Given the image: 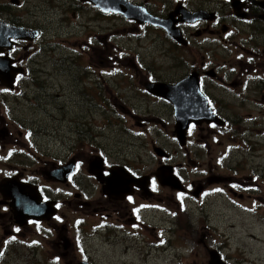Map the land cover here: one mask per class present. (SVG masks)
I'll return each mask as SVG.
<instances>
[{"label": "flooded vegetation", "instance_id": "af4514ba", "mask_svg": "<svg viewBox=\"0 0 264 264\" xmlns=\"http://www.w3.org/2000/svg\"><path fill=\"white\" fill-rule=\"evenodd\" d=\"M69 1L75 8L70 16L64 2L53 6L63 23L70 22V17L80 19L79 11L92 9L95 15L90 20L123 19L133 27L155 32L142 51L143 57L134 54L130 61L141 87L133 77L127 80L141 96L159 101L161 111L156 112L159 118L149 119L137 115L134 108H127L126 115L114 112L102 92L108 103L99 127L105 143L94 142L86 136L90 130L84 113L79 109L80 116L67 122L65 108L54 100L62 90L44 80L43 90L37 93L50 95L44 97L43 109L44 121H49L47 117L52 120L45 126L44 122L28 120L25 109L37 94L26 86L38 69L44 32L36 28L39 35L33 41H0V264L27 254L44 261L46 246L62 248V257L69 247L85 258V226L91 236L105 233L102 239L112 246L111 252L135 254L130 246L120 250V241L137 245L138 251L158 252L168 242L170 224L181 217L187 221L188 210L198 215L201 209L216 204L263 210L264 198L259 193L264 187V0H164L163 8L158 0H128L149 17L161 22L170 19L186 40L185 46L167 38L163 29L151 23L140 24L114 14L112 7L104 6V10L94 2ZM11 7L0 2V21L31 29L22 23V15L11 12ZM176 9L187 12L182 15ZM80 32L73 31L71 38L60 40L59 47L79 56L82 50L88 54L92 49L91 55L96 50L108 54L107 40L101 42L104 36L98 39L96 33L85 31L81 36ZM167 41L171 45H160ZM157 47L169 63H160L164 58ZM221 56L233 57L226 61ZM92 57L84 69L98 81L108 80L110 87L114 76L124 75L123 68L116 72L113 65L96 73L91 67L96 64ZM187 77L188 81L181 84ZM89 80L74 79L77 85L72 88L77 103L82 108L88 104V110L96 107V90H90ZM187 83L198 97L193 107L200 103V110L203 106L210 114L208 118L180 119L176 100L163 93L168 87L176 93ZM176 95L185 97L184 93ZM89 115L93 118L91 112ZM158 126L171 135L179 150L160 141L163 132ZM256 145L261 154L256 153ZM146 148L150 170L145 169L141 155ZM186 170L191 178H186ZM164 172L176 179L174 186L160 181L166 176ZM91 187L99 191L101 199L89 197ZM52 249L49 247L46 254ZM126 256L132 259L129 264H135L132 254Z\"/></svg>", "mask_w": 264, "mask_h": 264}, {"label": "rangeland", "instance_id": "374dc122", "mask_svg": "<svg viewBox=\"0 0 264 264\" xmlns=\"http://www.w3.org/2000/svg\"><path fill=\"white\" fill-rule=\"evenodd\" d=\"M143 1L155 2V0ZM158 1L163 8L165 1ZM0 2H2V5L7 3L13 6L11 7V12H17L18 16L22 15V23L32 27V31H36V28H39L44 32L42 39L44 51L37 55L38 69L34 70L32 80L26 86L27 90L32 92L33 95L37 94V99L28 103L25 109V115L28 120H37L40 124L44 122V126L50 124L52 120L47 117L49 121H44L43 109L44 97L49 98L50 95L42 96L41 93H37L43 90L44 80H48L49 84L54 85V89L62 90L57 92L60 97L58 99L55 97L54 100H57L59 106L65 108L64 116L67 122L69 119L79 117L80 112H83L84 119L89 124L88 128L90 130L86 136L93 141L96 140L98 143H105L99 127L108 106V103L103 99L102 92L108 98L114 112L126 115L127 108H134L138 112L137 115L144 119H149V117L159 118L156 114V112L161 111L162 105L159 101L149 96H141L140 93L131 88L127 80L128 77H133L138 88L141 87L139 78L131 70L130 61L134 54H140L143 57L142 51L148 48L149 40L155 36L154 31L144 30L139 26L133 27L132 24L123 21V19L106 21L96 18L90 20L95 15V11L92 9L79 11L81 20L78 17H70V22L63 23L58 13L55 14L57 10L53 9V6L64 2L67 8L66 13L70 16L75 8L70 5L69 0H10V2L9 0H0ZM210 5L212 6V4ZM258 26L261 27L263 25L260 24ZM31 29L29 28L28 30ZM80 30L81 36H83L85 31L96 33L98 39L104 36L101 38V42L105 41L106 43L107 40L105 48L109 46L108 54H103L96 50L95 55H91V52H94V49H92L88 54L86 50H82L79 56L77 53L63 50L59 47L58 43L60 40L71 38L73 31ZM239 37L240 35L233 38L238 39ZM97 43H100L99 40H97ZM160 45L167 46L171 44L168 42V44L161 43ZM97 47L99 48V46ZM201 47L206 49L204 45ZM157 49L161 52V47H157ZM40 54L41 56H39ZM162 56L165 60L161 59L160 63H169L163 54ZM89 57H92L94 63H96L91 66L96 73L113 65V71L118 72L117 68L125 70L123 77L114 76L116 80L110 84L111 88L106 85L108 80L106 83L98 81L94 74L88 75L85 72L84 67L90 61ZM231 57L233 56H221L226 61H231ZM163 66L166 68V65ZM83 77L90 79L86 81L90 90L92 91L93 88L96 90L95 109L91 108L88 110V104L85 108H82L77 103L76 94L74 95L72 92L73 84H75L74 89L77 85V82L73 80ZM103 85H105L104 91L102 89ZM89 112L92 113L93 118L89 115ZM71 122L76 123V120H71ZM158 128L163 132V134L159 135L160 141L167 142L171 149L174 147L179 150L173 141L170 140L171 135L161 126H158ZM80 132L82 134L81 141L84 142L82 129H80ZM228 142H225L224 145ZM252 143L256 142L253 141ZM223 147L217 148V150L219 151ZM259 148V145L254 146L256 153L261 154ZM84 149L88 150L87 147ZM148 151L149 149L146 148L141 152L146 170L151 169L147 158L150 156ZM204 157L206 158L205 154ZM258 169H260V166H258ZM259 171L262 174V171ZM185 174L186 178H191L189 170H186ZM83 179L84 177H82V182L86 183ZM90 190L91 194L89 197L91 199H101L98 190L93 187ZM259 196L263 200L264 187H262ZM261 202V205L264 206V200ZM187 214V221L185 217H181L182 219H177L174 224H170L171 231L168 234L166 233L168 243L166 246L161 247L158 252L150 249L138 251L137 245L125 243L124 241L117 243L120 250H125L126 246H130L135 251V254L131 251L126 253L111 252L112 246L104 243L102 239L105 233L91 236L87 234L88 227L85 226L83 227L84 241L85 245L87 244L86 250L88 251L85 258L89 259L91 264H129L132 259L127 257L126 254H132L135 264H210L211 257L218 253V255L224 257L226 255L225 258H227L228 264H264V208L263 210L256 208L254 211H245L243 209H234L233 207L225 208L221 204H216L211 209H201V214H192L189 210ZM179 215L181 216V214ZM153 234H155V231ZM49 247L52 249L51 246ZM49 247H45L47 251H49ZM61 249H52L49 254H46V250H44V261L41 257L27 254L23 258L12 256V262H7V264H77V262L85 259L82 255L75 254L69 247L66 249L67 255L62 257L64 250ZM54 253L58 254L54 255ZM215 260L216 257L214 262Z\"/></svg>", "mask_w": 264, "mask_h": 264}, {"label": "water", "instance_id": "95a60500", "mask_svg": "<svg viewBox=\"0 0 264 264\" xmlns=\"http://www.w3.org/2000/svg\"><path fill=\"white\" fill-rule=\"evenodd\" d=\"M99 3H101V4H114V5H116L117 3H116V1H114V0H97ZM97 6H100V4H96ZM101 7V6H100ZM102 8V7H101ZM131 10L132 9H130V11H127V9L124 7V9H120V11H117V12H120V13H122V14H124V17L125 18H135L140 24H142V23H146V22H148L149 24L151 23L152 25H154V26H158V27H162V28H164V29H167L168 30V32L171 34V36L173 37V39H175V40H180V35H179V30H177V29H175L174 27H172V26H170L171 25V23H170V25H168V21H164V22H161L160 20H158V19H156V18H152L151 16L149 17L148 16V14L146 13H144V11L142 10V11H137L136 10V14H138V17H136V14H134V17L132 16V14H130V12H131ZM116 11V10H115ZM128 12V13H127ZM128 14H130V15H128ZM146 15V16H145ZM11 31L13 32V36H16L17 38H24L25 37V34H24V32H26L27 30H19V29H11ZM35 35H33V37H34ZM191 86V85H190ZM190 86H189V89H190ZM189 89H184V92L183 93H185V97H183L184 99L182 100V101H185L186 99L188 100V98H187V96H189ZM192 94H193V89H192ZM198 97H196V99H197ZM190 100H192V95H190ZM188 102H190L189 100H188ZM181 106V108H182V112H183V110L184 111H186V113L185 114H183V115H181L182 114V112H180V119H184V120H186V118H188V117H190V118H192V116H194V117H196V116H198V117H200V116H202V118L203 117H206V118H208V116L210 115L208 112H206V110L204 109V107L202 106V110H204V111H202V110H200V103H198V108H196V104L194 103V107H184L183 105H180ZM196 108V109H195ZM180 120H178V122H179ZM182 127H184L183 126V122H182ZM181 126H180V128H179V133L181 134ZM177 132H178V130H177ZM178 134V133H177ZM180 134H178V136L180 137ZM180 139V138H179ZM165 174H166V172H164ZM160 176V175H159ZM162 176H164V175H162ZM160 178V177H159ZM173 179H171V178H168V175L166 174V178L164 177L163 178V181H164V183H166V184H168V185H171L172 183H171V181H172ZM161 182H162V180H160ZM173 185V184H172ZM115 186V184H113L112 185V187H114ZM105 188V187H104ZM106 189V188H105ZM104 189V191H106ZM215 255H213L212 257H211V262H210V264H215V263H217V264H222V262L218 259L219 258V256L218 257H216V260H215V262H214V257ZM219 261V262H218Z\"/></svg>", "mask_w": 264, "mask_h": 264}, {"label": "bare ground", "instance_id": "6f19581e", "mask_svg": "<svg viewBox=\"0 0 264 264\" xmlns=\"http://www.w3.org/2000/svg\"><path fill=\"white\" fill-rule=\"evenodd\" d=\"M127 13H128V12H127ZM130 14H132V16L134 17V14H136V9L133 8V9L131 10ZM130 14H128V15H130ZM136 17H138V14H136ZM160 86H161V87H164L165 85L160 84ZM177 89H178V90L176 91V93H183V92L180 91V87H178ZM154 93L156 94V92H154ZM176 93L171 92V94H173V95H176ZM184 94H185V93H184ZM179 103H180V105H183L184 107H187V106L189 107V106H190V102H188V100H185V101H182V100H181ZM183 111H184V110H183ZM185 112H186V111H185ZM171 183H172V182H171Z\"/></svg>", "mask_w": 264, "mask_h": 264}]
</instances>
